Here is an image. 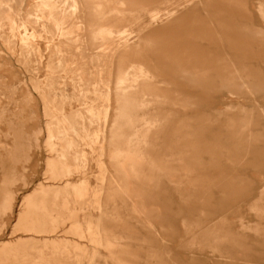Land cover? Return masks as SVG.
Wrapping results in <instances>:
<instances>
[{
    "label": "rangeland",
    "instance_id": "obj_1",
    "mask_svg": "<svg viewBox=\"0 0 264 264\" xmlns=\"http://www.w3.org/2000/svg\"><path fill=\"white\" fill-rule=\"evenodd\" d=\"M195 1L0 0V264H264V0Z\"/></svg>",
    "mask_w": 264,
    "mask_h": 264
},
{
    "label": "bare ground",
    "instance_id": "obj_2",
    "mask_svg": "<svg viewBox=\"0 0 264 264\" xmlns=\"http://www.w3.org/2000/svg\"><path fill=\"white\" fill-rule=\"evenodd\" d=\"M196 3H195V5L193 6L192 5V7L190 6V5H188V6H190L191 7V10L189 11V13H187V14H185L184 16H178L176 19L174 18L175 16H176V14L178 13V10H173V9H166V11H165V15L164 16H166V18H174V24L176 23L177 24V26L179 25L180 26V24H185L186 25V23H188V22H190L191 23V27H192V29H191V32H188L189 30H187L186 31V33L188 34V35H190L191 36V38L193 39V40H202V39H206V35H202V34H198L196 31H195V29H194V24L199 20V15H200V10H199V8H198V4H202L203 5V2H204V0H199V2H197V1H195ZM72 3H73V11H79V9H80V2H79V0H72ZM191 4V3H190ZM204 5H205V3H204ZM203 5V6H204ZM161 11V10H160ZM149 15L150 16H152L151 17V19H153L154 21H158V20H160V16H158L157 17V14H158V12H157V10L156 11H154V10H150L149 11ZM180 13V12H179ZM178 13V14H179ZM177 14V15H178ZM188 15H191L190 17H188ZM83 18V17H82ZM157 18H158V20H157ZM166 20V19H165ZM168 20V19H167ZM170 22V21H169ZM169 22H168V24H169ZM172 22V21H171ZM151 23H153V21L151 22ZM135 25V24H134ZM157 25V24H156ZM86 26L87 25H85V21H82L80 24H79V27L80 28H82V29H85L86 28ZM178 26V27H179ZM89 27V26H88ZM176 27V26H175ZM153 28V27H152ZM169 28H170V26H169ZM173 28H174V26H173ZM134 32V30L132 29V28H130V27H128V26H124V27H122V28H120L119 30H117L116 31V34H117V36H118V38H119V40L121 41V40H124V42L123 43H125L126 42V40H128L129 38H130V36H131V34ZM90 34H91V36L93 35H95L96 34V31H91L90 32ZM154 37V38H153ZM92 39V38H91ZM93 39H94V37H93ZM156 39H158V37L157 36H153L152 35V38L151 39H148V40H146L147 42H148V44H149V47H150V50L154 53V54H157L158 52H159V50H160V45H159V40H156ZM85 40V39H84ZM86 41V40H85ZM178 42L179 41H176V40H174V42L172 41V46H171V48H170V54H167V52L168 51H165L166 52V55H165V57H166V65H168V64H170V65H172V67H173V70L175 71V72H177V73H179L182 77H185L189 82H199V79H200V77L202 76V74H204L205 73V70L207 71L208 70V68L206 67V65H208L209 63H208V61L209 60H207V59H203V57H198V56H195V55H188L187 54V51H186V49H181L180 48V46L178 45ZM120 43V42H119ZM129 43V42H128ZM127 43V44H128ZM138 47V46H137ZM231 48H232V46H231ZM163 65V64H162ZM152 66V65H151ZM153 70V69H152ZM155 70V69H154ZM153 70V71H154ZM200 74V75H199ZM169 79V78H168ZM167 79V80H168ZM98 85V84H97ZM111 85V84H110ZM108 87H110V86H108ZM175 87V86H174ZM98 88H99V85H98ZM172 88V87H171ZM100 89V88H99ZM147 89H148V87H147ZM111 90L112 89H110V90H108L107 91V93H106V95H105V97H106V99L108 100V101H110L111 100V95H112V92H111ZM148 90H150V88L148 89ZM148 90H147V92H148ZM99 92H101V91H99ZM110 107V106H109ZM105 111V110H104ZM103 113H105V117H104V121H106L107 120V118H108V114H109V108H107L106 109V112H103ZM105 180V179H104ZM103 180V181H104ZM113 180H114V183L119 187V188H122V185H121V182L118 180V178H116L115 176L113 177ZM79 185V184H78ZM86 186L84 185L83 186V189H78L77 190V194H78V196H79V200H78V203L82 206V207H86V206H90V205H94L96 208H98V209H100L101 207H102V205H101V203H100V201L98 200V197H99V195L101 194V191H102V189H100L99 191L97 190V192L96 193H94L95 194V198H94V200H91L90 198H88V195H89V193H88V195H87V193H86ZM88 192V191H87ZM90 192V191H89ZM2 206V205H1ZM76 208V207H75ZM87 219V218H86ZM82 226V225H81ZM81 226L79 225V223H78V225L76 224L75 225V232L78 234V235H82V233H83V231H82V229H81ZM84 226V225H83ZM89 226V225H88ZM88 229V228H87ZM88 231V230H87ZM86 231V232H87ZM85 232V233H86ZM89 232H91V234L92 235H94V239H93V241H96V240H99L98 239V236L99 235H96L95 233H94V231H92V230H90V228H89ZM89 232H87V234L89 233ZM84 233V234H85ZM88 235H90V234H88ZM87 238V237H86ZM92 238H93V236H92ZM91 238V239H92Z\"/></svg>",
    "mask_w": 264,
    "mask_h": 264
}]
</instances>
